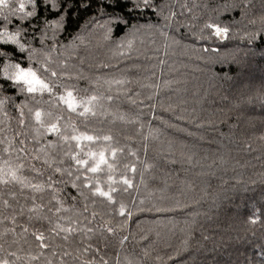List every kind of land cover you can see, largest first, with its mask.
<instances>
[{
    "label": "trees",
    "instance_id": "trees-1",
    "mask_svg": "<svg viewBox=\"0 0 264 264\" xmlns=\"http://www.w3.org/2000/svg\"><path fill=\"white\" fill-rule=\"evenodd\" d=\"M151 2L153 7L138 12L140 18L131 23L153 24L155 27L143 28L134 37L126 35L131 24L117 30L115 21L108 25L112 29L108 34L106 28L95 26L96 21L90 22V17L95 16L101 25L109 17L90 12L82 14L80 19L74 14L71 25L67 30L59 31L55 40L51 39L53 33L50 29L44 44L41 45L39 39H36L33 47L50 54L49 65L58 74L64 73L61 77L64 82L74 84L79 89L108 94L103 78L118 69L128 68L130 76H139L141 79L149 75L146 71L130 68L132 63L147 62L143 56L137 57L134 52L129 54L127 49H118L117 45L122 37L125 40L133 39L134 47L142 53L147 51L149 56L157 45L163 43L161 32L180 41V45L170 52L168 69L161 77L162 98L166 107L171 103L177 113L186 110L198 118L196 123L203 121L200 132L203 139L188 138L183 134L172 136L169 133L159 142L150 143L146 162L154 166L147 170L145 183L140 185V190H130L124 196L126 203H131V198L134 197L135 202H142L143 207L158 206L172 208L174 211L136 213L129 222V231L135 233V239L129 235L123 248L110 234H107L106 242L100 231L89 235H84L82 231L70 232L67 233V239L62 233L49 242L51 246L44 249L37 261H33L29 253L36 256L37 249L31 233L41 229L45 230L47 236L46 229L49 227L46 220L37 221L34 218L37 213L51 217L53 225L57 217L70 216L86 228L98 227L91 221V212H97L98 221L99 214L107 209L99 203L93 206L91 197L85 201L79 191L72 188L66 175L47 171L43 153L38 154L36 151L41 145L45 146L49 158L62 162L57 166L67 168L69 163L74 162L63 155L68 150L66 142L61 144L54 134L44 133L33 139L37 133L29 124L27 108L23 109L25 124H19L20 110L17 105L24 102L27 107H35L33 100L17 91L0 92V97L12 98L0 107V161L9 158L10 153L4 152L6 146L24 147L27 158L23 160L25 167L21 169L22 175L32 183L40 182L37 179L39 173L32 172L28 167L35 165L37 169L44 170V180L52 175L54 181L66 182L54 183L53 187L57 189L56 200L51 198V189L45 188L41 193L34 192L31 188H21L15 182L0 184V243L6 247L11 244L9 251L19 249L17 254L21 259L18 264H46L49 260L52 264H61V261L63 264H84L85 261L98 262L101 257L110 261V264H115L117 253L122 260L128 256L139 264H173L168 256L174 255V249L180 247L181 241L185 239H189L191 247L187 254L181 253L175 264H182L184 260L189 261V264H249L250 261L251 264H256V254L260 246L264 245V216L255 224L249 223V218L257 214L258 209H264V139H261L264 137V99L260 96L264 89V79L259 71L252 78L238 79L229 68H236L234 57L245 59L248 45L244 33L259 27V18L264 16V0ZM225 5L228 6L227 9ZM158 12L161 14L157 15ZM171 13H175V16L171 17ZM165 16L171 17L172 28L163 26ZM253 20L256 24L251 23ZM207 21L228 26L230 39L194 37L192 32H199ZM36 35L38 37L39 32ZM203 36H209L207 30L203 32ZM74 37L79 39L70 46L69 42ZM202 49L209 51L204 52ZM211 49L218 51L213 52ZM121 51L124 55L119 54ZM42 52L37 53L38 58ZM103 64H108L110 68L104 69ZM226 73L229 79L224 78ZM157 75L159 76V72ZM97 77H101L99 82ZM164 79L172 81L167 88L163 87ZM128 88L131 92L143 91L135 83L128 85ZM143 98L140 96L138 99ZM40 99L37 94L36 100ZM43 100H48L47 94H44ZM134 110V106L124 96L112 102L106 101L102 108L97 109L102 114L90 117L93 121L90 127L103 129L113 135L126 150H139L138 155L144 160L140 125L127 124L114 115L128 114ZM63 115L66 118L69 116L67 112ZM157 115L170 119V114L162 109L157 110ZM147 119L151 118L146 114L145 122ZM71 120L79 130H84L78 116L72 115ZM152 124L153 127H161L158 121L153 120ZM191 130L195 131V128ZM70 131L69 128V133ZM144 131H147L146 126ZM169 137L173 140L171 148L167 143ZM20 141H24L23 145ZM49 141L52 142L50 146ZM180 141L184 142L183 146ZM11 155L15 157L22 154L12 152ZM37 155L38 159L33 158ZM189 156L191 159H188ZM121 160L127 162V152ZM103 179L106 178L102 177ZM136 182L139 183L138 176ZM85 192L87 194V190ZM41 196L44 197L43 200ZM57 200L61 204H57ZM85 203L88 206L87 213L83 211ZM34 204L36 208H33ZM56 207H61L60 213L55 212ZM30 216L33 218L30 219ZM85 216L89 222H85ZM104 219L115 220L119 217L109 214ZM137 220L141 222L139 225ZM63 226H67L66 221ZM25 227L28 229L27 234L23 233ZM6 229L9 231H5ZM141 236L145 239H141ZM13 241L17 243L12 244ZM85 248L88 251H84ZM97 248L99 252L96 251ZM144 249L149 250L148 256H144ZM64 252L69 255H63ZM156 256L161 257L159 262L156 261Z\"/></svg>",
    "mask_w": 264,
    "mask_h": 264
},
{
    "label": "snow or ice",
    "instance_id": "snow-or-ice-1",
    "mask_svg": "<svg viewBox=\"0 0 264 264\" xmlns=\"http://www.w3.org/2000/svg\"><path fill=\"white\" fill-rule=\"evenodd\" d=\"M152 7L151 0H0V92L17 91L33 100L35 107H27L24 102L17 105L20 110L19 124H25L23 109L27 108L29 124L37 133V136H33V139H37L38 136H42L44 133L54 134L61 144L66 142L68 150L64 151L63 155L74 162V164L69 163L67 168L57 166L61 165L62 162L55 158H49L45 146L41 145L36 151L38 154L43 153L47 171L58 173L61 176L66 175L72 188L77 189L79 195L85 201H88L91 197L93 206L99 203L107 209V211L99 214L100 219L98 221L97 212H91V221L95 222L98 227L86 228H83L77 219L70 216L57 217L56 223L53 225L51 217L37 213L34 218L37 221L46 220L49 227L46 229L47 236L45 230L41 229L31 233L37 249L36 256H31V253H29L33 261H37L43 254L44 249L51 246L49 242L62 233L65 234L64 238L67 239V233L70 232L82 231L84 235H89L100 231L106 242L107 234H110L115 242L123 248L129 240V235L135 239V233L129 231V222L133 220L136 213L174 211L172 208L158 206L143 207L142 202L137 204L134 197L131 198V203H126L124 196L129 194L130 190L139 191L140 185L145 183L147 170L154 166L146 162L150 143L159 142L162 137L167 136L169 133L172 136L183 134L188 138L203 139L200 132L204 122L196 123L198 118L186 110H180L177 113L175 106L171 103H168L166 107L162 98L161 77L165 75V70L168 69L170 52L180 45V41L161 32V36L164 38L163 43L157 45L152 50V55L149 56L147 51L142 53L134 47L133 39L125 40L122 37L117 48L127 49L129 54L134 52L137 57L143 56L147 62L146 64L132 63L130 68L146 71L149 75L141 79L139 76H130L128 68L118 69L103 78V85L107 86L108 94L97 93L86 88L79 89L74 84L64 82L61 79L64 73L58 74L49 65L48 57L50 54L33 47V42L36 39H39L41 45L44 44L50 29L53 33L51 39L55 40L59 31L67 30V27L71 25L74 14L77 19H80L82 14L90 12L99 13L102 17H109V19L104 20L103 25L99 24L95 16L90 17V22L96 21L95 26L106 28L108 34L112 32L108 25L115 21L117 30L126 28L131 24L129 33L126 35L134 37L143 28L153 29L155 27L153 24L131 23L133 20L138 21L140 18L137 15L138 12ZM227 8L228 6L225 5V9ZM160 14L157 13V15ZM50 16L55 18L49 19ZM174 16L175 13H171V17ZM171 17H164V27H173ZM251 23L256 24V21L253 20ZM205 30L209 33L208 37L203 36ZM37 32H39L38 37ZM192 35L197 39H208L214 36L219 40H229L230 29L218 22L207 21L199 32L194 31ZM244 37L248 45L245 50V59L240 60L234 57L233 62L236 64V68H229V71H234L238 79L252 78L256 71H259L261 78L264 79V16L259 18V27L254 31H246ZM105 38L107 39L108 36L106 35ZM76 39H79V37H74L69 45L71 46ZM257 41L259 42L257 43ZM54 47L55 45H53ZM202 51L207 52L209 50L202 49ZM211 51L217 52L218 49H211ZM38 52H42L40 58L37 57ZM119 54L124 55V52L121 51ZM33 61H35V66H33ZM102 67L104 69L110 68L108 64H103ZM157 72H159V76ZM224 78L229 79L227 73ZM96 80L99 82L101 77H97ZM148 80L152 82H144ZM133 83L138 84L143 91L131 92L128 85ZM162 83L163 87L167 88L172 81L164 79ZM37 94L41 97L39 101L36 100ZM44 94L48 95L47 101L43 100ZM121 96H124L129 104L134 106L135 110L128 114L116 113L114 115L127 124L140 125V139L143 141L142 147L145 153L144 160L140 159L139 150H126V147L121 146L120 141L113 135L108 134L103 129L98 130L90 127L93 122L90 117L102 114L97 109L102 108L104 102H112L114 99L119 100ZM140 96L144 98L138 99ZM260 96L261 99H264V89L261 90ZM10 99L12 98L7 96L0 97V107ZM158 109L169 113L170 119H165L163 115H157ZM64 112L69 114L67 118L64 117ZM146 114L151 119H147L145 122ZM72 115L80 118L79 123L83 125V131L79 130L76 123L72 122ZM126 115L128 116L127 119ZM153 120L158 121L161 127H153ZM145 126L147 127L146 132L144 131ZM193 127L195 131L191 130ZM69 128L71 129L70 133ZM17 135H20V133H17ZM261 139H264V137H261ZM19 143L23 145L24 141ZM167 143L171 148L173 145L171 137H169ZM51 144L52 142L49 141L48 145ZM180 144L183 146L184 142L180 141ZM4 152L10 153V155L8 159L0 161V184L15 182L21 188L27 187L34 192L41 193L45 191V188L51 189V198L53 200L57 199V189L53 185L54 183H66L65 181H54L52 175H48L47 179L44 180V170L37 169L35 165H29L28 167L32 172L39 173L37 179L40 182L32 183L28 177L21 174V169L25 167L23 160L27 158L26 149L24 147L9 148L6 146ZM12 152H18L22 155L13 157ZM126 152L127 162H123L121 157H124ZM33 158L38 159L39 155ZM188 159H191V157L189 156ZM137 176L139 177V183L136 182ZM102 177L106 179L102 180ZM85 190H87V194ZM40 198L41 200L44 199L43 196ZM96 198L101 199L97 200ZM72 199H75V197ZM57 204H61V202L57 200ZM36 207L34 204L33 208ZM48 211L51 212V209H48ZM83 211L88 212L87 203H85ZM55 212L60 213L61 207H56ZM109 214H114L119 219L105 220L104 217ZM262 216H264V209H258L257 214H253L249 218V223L259 222ZM32 218L30 216V219ZM84 220L89 222L87 216L84 217ZM64 221L67 222L66 227L63 226ZM136 223L139 225L141 222L137 220ZM5 231L9 230L6 229ZM23 233H28L26 227L23 229ZM141 239H145V237L141 236ZM204 239L207 238L204 237ZM15 243L17 242H12V244ZM31 246L30 244L29 247ZM9 247H11V244L6 247L5 244L0 243V264H18V261H20L21 257L17 254L19 249L9 251ZM89 247L91 246L89 245ZM190 247L189 239L182 240L180 247L174 249V255H169L168 260L175 264V260L180 257L181 253L187 254ZM84 251H88V248H85ZM96 251L99 252V248ZM143 253L144 256H148L149 250L144 249ZM63 255L67 256L69 253L64 252ZM256 256L258 257L256 264H264V245L260 246ZM155 259L159 262L161 257L156 256ZM46 264H52V262L49 260L46 261ZM61 264H63L62 261ZM84 264H110V261L101 257L98 262L85 261ZM115 264H139V262L128 256H125L122 260L120 254L117 253ZM182 264H189V261L184 260ZM249 264H251V261Z\"/></svg>",
    "mask_w": 264,
    "mask_h": 264
}]
</instances>
